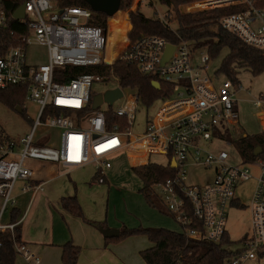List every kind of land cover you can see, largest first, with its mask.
Instances as JSON below:
<instances>
[{"label":"built area","instance_id":"2783aa9c","mask_svg":"<svg viewBox=\"0 0 264 264\" xmlns=\"http://www.w3.org/2000/svg\"><path fill=\"white\" fill-rule=\"evenodd\" d=\"M4 1L11 0H0V28L7 23ZM143 1L138 0L137 6ZM23 4L25 15L19 20L27 25L29 33L23 38L25 46H9L0 52V88L27 84L26 101L38 106V115L31 131L17 141L0 125V197L3 199L0 220L15 203L13 193L18 181L25 183L23 192L44 189L45 182L36 181V168L29 161L52 162L64 169L93 165L95 182L104 183L113 167V158L119 154H124L134 167L152 162V154H165L164 165L172 167L174 161L176 172L156 183L153 189L180 226L193 223L199 226L183 229L195 240L220 241L228 232L230 210L237 208L234 203L245 205L237 196L238 188L247 181H255L250 200L251 230L241 241L243 248L227 264L258 262L264 255V156H261L264 149L255 159L237 163L231 162L228 151L217 149L218 141L233 144L226 131L236 136L241 129L238 102L234 99L240 83L227 78L216 87L207 72L209 55L206 52L197 60L199 50H194L187 41L174 43L156 35L131 41L128 32V44L117 59L134 63L141 73L158 76L174 86L170 96L157 100L160 106L147 119L145 130L135 133L140 104L137 92L118 83L115 88L122 90V97L112 105L104 100L103 103L109 104L107 109L102 108L103 103L93 108L97 93L92 91V82L109 77L118 80L113 73L96 78L79 76L68 82L54 80L56 67L112 64L106 61L107 28L90 24L95 12L82 6L61 5L60 0H24L18 8ZM230 5L244 9L225 15L221 25L246 44L264 48V0H204L187 4V10ZM167 24L175 29L171 23ZM168 44L174 45V50L162 63ZM31 45L46 47V62H28L27 50ZM120 99L122 105L114 108ZM256 106L263 108L258 117L264 119V99ZM23 108L26 110V103ZM55 109L59 112H54ZM110 109L116 118L114 123L108 119ZM44 126L57 129L55 143L50 140L39 144L47 135V132L38 133ZM240 138L242 135L236 139ZM193 167H202L212 174L203 182H191L188 172ZM252 168L260 171L257 177ZM23 218L10 224L0 222V231L13 232ZM14 247L31 264L40 263V257L31 253L24 243L15 242Z\"/></svg>","mask_w":264,"mask_h":264},{"label":"trees","instance_id":"16d2710c","mask_svg":"<svg viewBox=\"0 0 264 264\" xmlns=\"http://www.w3.org/2000/svg\"><path fill=\"white\" fill-rule=\"evenodd\" d=\"M167 6L168 11L163 19L147 17L139 10L130 12V20L133 25L129 33V39L134 41L146 35H156L170 42L187 41L193 45L194 50H205L210 59L217 58L227 48L229 51L223 58L221 66L217 71L223 73L226 78L234 83H240L237 78V70L246 68L254 76L264 72V48H257L246 44L237 34L225 29L221 25V19L228 14L238 12L244 8L240 5L225 7H213L192 12H182L180 6L196 0H159ZM24 0L4 1L3 9L6 11L7 23L0 28V52L9 46H25L23 38L29 33L28 27L19 19L14 18L16 9ZM132 0H121L120 9H128ZM61 5L82 6L91 9L85 0H60ZM109 16L103 12H95L90 19V24L107 27ZM175 22V29H171L167 23ZM130 21L126 12H118L109 21L108 45L106 61L112 62L120 45L127 40V32L130 29ZM113 73L123 88L138 93L140 105L150 107L158 99L168 97L173 92V84L165 82L158 76L143 74L134 63L117 59L111 65L105 63L97 65L76 66L66 65L54 69V80L57 82H68L79 76L107 77ZM157 79L159 88L153 85ZM27 84L11 85L0 88V101L12 108L21 107L26 101ZM58 113L59 110L55 109ZM110 123L116 121L113 110L107 112ZM33 123V121H32ZM245 143L247 149L241 151L244 161L256 158L254 151L261 146L264 149V136L249 137L243 134L239 139ZM238 139L236 140V142ZM239 143V142H238ZM261 156H264V152ZM143 181L139 192L144 196L152 208L158 209L164 214L171 215L161 198L155 193L153 187L156 183L165 181L172 177L176 170L167 164L149 162L148 164L133 167ZM96 176V175H95ZM76 190V187H75ZM63 208L74 216L82 218L86 223L95 227H107L106 222H95L88 220L80 204L76 191L73 195L61 198ZM238 209L245 205L235 202ZM19 215L17 208L12 209V217L15 220ZM181 231H174L163 227H136L130 228L123 225L120 229L121 235H132L134 233L148 234L150 238L160 246L163 251L156 250L143 252L144 258L149 264H227L236 253L227 247L233 243L229 232H226L218 242L195 240L186 235L183 229L199 227L197 224L180 226ZM245 234L240 241L246 238ZM0 264H16L17 253L15 242L24 243L22 240V228L16 225L14 231H0ZM62 264H78L81 247L73 245L71 240L62 246ZM155 253V254H154Z\"/></svg>","mask_w":264,"mask_h":264},{"label":"rangeland","instance_id":"374dc122","mask_svg":"<svg viewBox=\"0 0 264 264\" xmlns=\"http://www.w3.org/2000/svg\"><path fill=\"white\" fill-rule=\"evenodd\" d=\"M204 0H196L186 4H182L180 9L182 12H190L187 10V4L198 3ZM138 0H132L131 6L128 9H121L120 12H126L130 21V30L133 25L130 20V12L139 10L147 17L163 18L165 17L168 8L159 0H145L141 6H137ZM140 7V8H139ZM209 8H195L192 11H199ZM111 19V18H110ZM107 21V30L109 33V21ZM172 26L176 27L175 22H170ZM128 31V32H129ZM127 32V34H128ZM126 34V35H127ZM126 44V43H125ZM125 44H121L122 48ZM118 50H120L118 48ZM228 49L225 48L220 55L209 61L208 74L213 78L216 87H219L227 78L219 70L223 58L227 55ZM117 53V52H116ZM197 60H200L201 56H205V50H199L197 53ZM27 60L30 63L41 64L47 61V49L40 45H31L27 50ZM237 78L240 82L241 88L234 95V99L237 100V109L240 113L239 119V134L248 135L249 137L264 136V119L259 118L258 114H261L263 108L257 107L256 104L264 99V72L254 76L251 71L246 68H240L237 70ZM118 80L114 77L108 79L95 80L92 82V91L95 93H104L107 90L113 89L118 85ZM263 96V97H262ZM26 110L25 113H20L0 101V125L4 129L5 133L16 141L27 135L31 131L32 121L38 115V106L31 101H25ZM123 99L116 101L113 105L114 108L122 105ZM160 102L156 101L150 107L140 105L137 111V119L134 127L135 133L141 134L146 126L147 119L152 117L158 110ZM103 109L109 108L108 103L102 104ZM261 110V111H260ZM260 111V112H259ZM259 112V113H258ZM38 133L47 132L44 139L39 141V144H45L48 141L52 143L57 141V129L47 126L41 127ZM227 135L233 140V144H226L222 141H218L217 149H224L228 151L231 156V162L237 163L243 159L242 150L247 149L245 143L241 144L240 140L236 142V138L232 136L230 131H226ZM239 142V143H238ZM151 161L165 164L167 162V155L165 154H152ZM113 167L110 170L111 174L109 184H99L94 180L90 183V179L94 173V166L88 165L84 169L79 170L80 174L71 173L72 180L77 184V194L79 199L83 203V211L86 217V211L92 216H102V220H107V224H115L116 221L123 222L128 227H165L170 230L180 231L181 227L177 221L173 218L159 216L150 207L145 200L144 196L139 192L143 186V181L136 173V171L130 166L124 154L115 156L112 160ZM43 161H29V164L35 168V166L41 165ZM254 176H258L260 171L257 168H252ZM71 168L62 170L59 172L60 177H63L64 181L69 180L68 173ZM212 172H208L202 167L189 168L188 175L191 182H203L210 177ZM80 175V176H78ZM50 185V184H49ZM49 185L46 186L48 191ZM20 186V181L16 185V189ZM255 187V181L250 180L243 183L237 191V196L245 204L242 209L233 208L230 210L227 219V229L233 240V243L227 248L230 251L237 252L243 248L240 239L251 230V210L250 200L252 191ZM1 202V201H0ZM8 212V211H7ZM89 219H92L88 217ZM93 220V219H92ZM127 220V221H125ZM166 224V225H160ZM17 261L20 264H24L21 255L17 254ZM245 264H264V255L260 257L257 262H246Z\"/></svg>","mask_w":264,"mask_h":264},{"label":"crops","instance_id":"0c3cea01","mask_svg":"<svg viewBox=\"0 0 264 264\" xmlns=\"http://www.w3.org/2000/svg\"><path fill=\"white\" fill-rule=\"evenodd\" d=\"M130 166L134 167L131 164ZM35 168L37 171L36 181L45 182L43 191L36 193L33 191L23 192L22 188L25 183L20 181V186L17 190H15V186L13 193L15 203L7 210L8 212L6 211L2 215L0 222L10 224L24 216L20 223L22 240L31 253L40 257L39 264H62V246L69 240L73 242L75 247L76 245L81 247L78 264H149L144 258L143 252L156 250V256L158 257L157 253L163 251L148 234L134 233L132 235L120 234L117 237H105L100 230L101 227L90 225L82 218L74 216L63 208L61 198L73 195L75 191L77 194V184L72 180L71 173L80 174L79 170L84 169V167L71 168L68 173L69 180L66 181L59 175L61 169L66 170L60 165L43 162ZM111 169L108 170L106 181L99 184H109L111 174H113L112 171L110 172ZM95 173L94 168L90 183L95 179ZM47 185H49L48 191L46 189ZM0 201L1 208L2 197H0ZM79 201L80 204L83 203L81 199ZM14 208H17L19 212L15 220L12 217V209ZM152 209L161 217L167 216L174 219L172 215L164 214L156 208ZM86 215L93 219L85 216L88 220L107 223L106 219L102 220V216H92L87 211ZM123 225H126L125 222H123ZM121 227V222L116 221L115 224L108 223L106 228L121 229ZM21 258L24 264L32 263L27 261L23 255H21ZM16 264H20L17 257Z\"/></svg>","mask_w":264,"mask_h":264},{"label":"water","instance_id":"95a60500","mask_svg":"<svg viewBox=\"0 0 264 264\" xmlns=\"http://www.w3.org/2000/svg\"><path fill=\"white\" fill-rule=\"evenodd\" d=\"M91 9L94 12H103L107 14L109 17H113L119 10L121 5V0H85ZM25 15V5H21L20 8H18L14 13L15 19L23 18ZM174 50V45L168 44L166 51L164 53L162 63H165L171 56L172 52ZM153 85L156 88H159L160 83L158 81H153ZM122 97V90L120 88L110 89L105 91L104 93H97L94 95L93 98V108H98L103 101L105 100L110 105L113 104V102ZM16 111L22 113L21 107L17 106L15 108ZM262 152V147L258 146L256 147L254 154L259 155ZM175 166V162H172V167ZM102 234L105 237H117L120 235V229L117 228H100Z\"/></svg>","mask_w":264,"mask_h":264},{"label":"bare ground","instance_id":"6f19581e","mask_svg":"<svg viewBox=\"0 0 264 264\" xmlns=\"http://www.w3.org/2000/svg\"><path fill=\"white\" fill-rule=\"evenodd\" d=\"M119 12H120V11H119ZM117 13H118V12H117ZM117 13H116V14H117ZM116 14H115V15H116ZM125 43H126V44H125ZM124 44H125V45H124L122 48H119L120 50L117 51L115 59H114L112 62H108V61H107L108 63H114V62L116 61L118 55L123 51V49H124V48L126 47V45L128 44V39L124 42ZM107 45H108V36H107ZM106 57H107V49H106ZM238 132H239V131H238ZM239 135H240V134L237 133L236 136H233V135H232V136H233L234 138H237V136H239Z\"/></svg>","mask_w":264,"mask_h":264}]
</instances>
